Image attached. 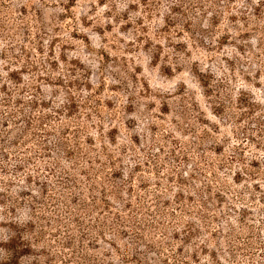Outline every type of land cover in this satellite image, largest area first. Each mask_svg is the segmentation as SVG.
<instances>
[{
    "label": "rangeland",
    "instance_id": "obj_1",
    "mask_svg": "<svg viewBox=\"0 0 264 264\" xmlns=\"http://www.w3.org/2000/svg\"><path fill=\"white\" fill-rule=\"evenodd\" d=\"M3 99L22 101L24 124L44 103L59 132L82 129L108 163L106 146L113 183L185 202L209 184L212 206L170 225L163 244L129 251L123 237L118 251L106 210L91 216L57 191L46 242L18 259L2 244L40 190L0 151V264H264V0H0Z\"/></svg>",
    "mask_w": 264,
    "mask_h": 264
},
{
    "label": "trees",
    "instance_id": "obj_2",
    "mask_svg": "<svg viewBox=\"0 0 264 264\" xmlns=\"http://www.w3.org/2000/svg\"><path fill=\"white\" fill-rule=\"evenodd\" d=\"M21 104V100L13 102L3 99L0 102L4 111L2 114L4 117L0 118V126L5 127L4 130L1 128L4 135H0V151L6 160L15 158L17 163L14 170L25 175L26 182L38 185L40 195L31 194V203L26 206L30 220L23 225L13 223L12 234L2 244L12 257L21 259L33 253V245L40 241L46 242V231L41 223L49 220L47 217L49 213L46 212L52 211L53 199H55L53 194L57 191L59 194L69 191L74 195L72 199L74 201L76 199L79 207L89 208L91 216L106 210L108 213L106 218L111 221V230L117 238L111 241V244L118 251L121 249L117 246V241L122 240L123 237L130 239V244L126 243L128 245L126 249L130 251L143 242L151 246L164 242L170 225H178L179 221L187 217L201 222L207 219L212 206L210 200L212 186L209 184L198 189L197 197L194 195L189 197L191 202H185L176 196L173 200L165 199L164 190L159 188L156 191L148 189L137 191L134 181H130L128 185L113 183L110 176L113 178L115 171L110 172L106 168L110 165L116 168L117 163L110 159L111 155L106 146H103L102 155L109 158L108 163L99 155H92V152H96L94 147L86 148L82 145L80 140L82 129L77 130L73 137H68V131L59 132V125L55 123L53 114L44 109L43 106H46L44 103L33 101L34 112L28 123L24 124L20 120L23 112ZM37 105H43V108H38ZM254 105L256 104L251 103L249 107L251 111L244 114L251 113ZM75 106L76 101L71 98L64 108L70 113ZM9 126L12 128L8 129ZM52 137L55 138L54 144L50 141ZM65 162H68V165H65ZM8 171L10 172L8 168L2 167V172L7 174ZM104 171L110 174L108 179H104L101 175ZM211 173L216 174L214 171ZM262 178L264 180V177ZM10 194L11 191L5 195V205L15 201ZM151 197H153L152 202L149 200ZM87 199L90 202H87ZM63 204L66 205V202L63 201ZM173 204L175 206L170 208ZM7 211L14 213L16 206L8 205ZM150 217L153 218L151 220L153 223H149ZM53 220L56 222V219ZM153 230L159 231L161 240L149 235ZM99 232L96 231L98 234Z\"/></svg>",
    "mask_w": 264,
    "mask_h": 264
}]
</instances>
